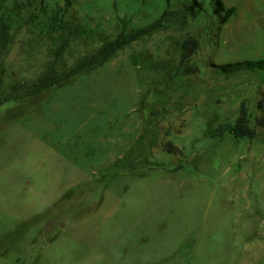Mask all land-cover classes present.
I'll return each mask as SVG.
<instances>
[{
	"label": "rangeland",
	"instance_id": "1",
	"mask_svg": "<svg viewBox=\"0 0 264 264\" xmlns=\"http://www.w3.org/2000/svg\"><path fill=\"white\" fill-rule=\"evenodd\" d=\"M216 1L0 0V264H264V129L213 136L264 118V72L217 68L264 60V0Z\"/></svg>",
	"mask_w": 264,
	"mask_h": 264
},
{
	"label": "trees",
	"instance_id": "2",
	"mask_svg": "<svg viewBox=\"0 0 264 264\" xmlns=\"http://www.w3.org/2000/svg\"><path fill=\"white\" fill-rule=\"evenodd\" d=\"M168 4L171 0H165ZM217 8L216 13L224 12L223 23H225L234 13L235 7H230L225 9L223 3L218 0L216 1ZM194 5L197 4V0H193L190 10H193ZM166 13V12H165ZM160 22L150 25L144 29L132 31L130 33H121L116 39L104 45L97 53L92 56L78 62L72 68L62 71L61 73H53L43 76L36 83L33 84L35 92L52 87L62 81L74 78L86 71L92 70L106 61H108L117 51L126 47L133 41H136L145 35L151 34L153 31L158 29ZM7 34L6 30L1 29V38L6 40ZM2 44V43H1ZM4 45V44H2ZM182 59L181 62L190 57L193 53L196 43L192 39H187L182 43ZM219 71L225 75H231L241 71H253L261 70L264 72V60L258 61H240L234 63H226L218 65ZM257 127L264 129V118L256 119V123L253 126L248 115V110L246 107V101L243 100L240 103L239 116L234 123L227 122L218 126L213 134L215 137L223 138L226 134L233 136L236 139H254L257 136ZM177 151V150H176Z\"/></svg>",
	"mask_w": 264,
	"mask_h": 264
}]
</instances>
